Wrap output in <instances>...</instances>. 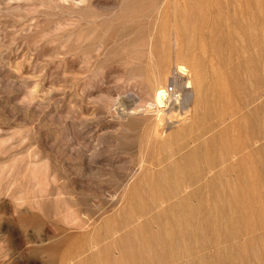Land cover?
<instances>
[{
    "label": "rangeland",
    "instance_id": "obj_1",
    "mask_svg": "<svg viewBox=\"0 0 264 264\" xmlns=\"http://www.w3.org/2000/svg\"><path fill=\"white\" fill-rule=\"evenodd\" d=\"M226 3L0 0V264H264L263 169L248 200L125 194L156 186L152 163L202 145L184 148L202 129H190L184 118L181 101L188 95L192 109L198 96L179 81H196V44L210 40L213 15L226 13ZM238 6L226 15H237ZM221 35L218 47L228 55ZM261 39L255 40L264 49ZM247 55L225 67L243 64ZM152 65L154 87L144 80ZM262 69L242 104L248 111L264 102ZM155 87L176 90L165 110L172 120L161 130L165 147L148 145L146 137L147 146L139 142L155 122L145 105ZM144 153L150 161L140 168Z\"/></svg>",
    "mask_w": 264,
    "mask_h": 264
},
{
    "label": "bare ground",
    "instance_id": "obj_2",
    "mask_svg": "<svg viewBox=\"0 0 264 264\" xmlns=\"http://www.w3.org/2000/svg\"><path fill=\"white\" fill-rule=\"evenodd\" d=\"M226 1H227L226 7L224 8V10H226V13H223L224 11L221 12L223 10L222 5H221L222 10L218 8L221 11L220 10L218 11V9L216 10V7L211 8L213 9L212 11H214L215 9L218 12H215V14L216 13L217 14L213 15L214 22L211 21V23L214 24L212 25L211 31L209 32L210 40L207 42H205L206 41L205 40L204 43L202 44H198V45L196 44L197 49L201 50V54H200L201 56L198 58V62H196V64L194 65L196 71V81H195L196 84L195 82L192 83L190 80H188L186 83H183L182 80L179 81L180 82L179 84L182 89L186 91L194 90L195 92L194 94L198 96L196 97L198 98L197 103L192 109H189L188 106L186 105L187 99L185 98H187L188 95H186V97L183 98L184 100L181 101L179 107L185 110L184 118H186V120L189 118L192 121V125L190 129L192 128L202 129L200 131H197V133L194 136H192L193 134L191 135L192 136L191 139L189 138V141L188 143H186L184 148H187L189 145L199 142L202 145L198 146L195 150H191L193 148L192 147L191 149H189L190 151L183 157H180L181 155L179 156L178 153H175L169 156H165V158H163V160L161 161L158 162L156 161V163H152L153 168L155 170L157 169L156 170L157 173H154L156 178L155 180L156 183L155 182L154 183L156 186L150 187L146 190L144 189L145 186H141V189L142 187H144L143 188L144 190H139L138 188L137 189L134 188L130 191L125 192V194L128 195V197L132 198V197H137L139 195L140 197L156 196V198L163 200H170L172 198H182L185 200H191L194 198L197 199H201L204 197L218 198L220 196L238 195L239 197L249 196V198H247L248 200L251 198V195H254L255 193L258 192L257 190L259 189V187L256 186L258 187L256 189L254 185L255 182L258 184V180L261 174L263 173L262 169L264 170V143L260 145V147H257L258 146L257 144H259L258 143L259 138H261L264 142V102L259 104L257 107L255 106L256 108L252 110L253 112L246 110L247 106L246 105L244 106L242 104L243 102L246 101L245 96L249 95L248 90L250 89V87L256 88L259 86L260 83L259 70L262 69V68L259 69V64L264 65V49H260L259 40H257L259 46H257L258 44L256 43L255 40L258 39V37H262V39H264V0H243L242 3L241 2L239 3V1L241 0H226ZM237 2L240 4L239 6ZM235 6L239 7L238 9L240 10V12L239 10L238 12L240 13V15L237 16L238 12H236L237 15L236 14L234 15L235 12L234 11L233 15L230 16L229 14H231L230 13L231 10H235ZM227 13H229L228 14L229 16L226 15ZM179 29L181 28L179 27ZM202 31L203 30H201V32ZM219 33L223 35V36L221 35L222 38L224 37L223 39L220 40L224 48L222 46L221 47L226 53L228 52V55L220 51L219 48L220 43L218 45V41H216ZM241 41L244 44L243 47H239V42ZM261 48L264 47L262 46ZM185 51L189 52V50H185ZM243 54L244 55L248 54L247 56L250 55L249 60L244 62L243 64L238 65L237 67L236 66H234V68L230 67L232 69L227 70V68L225 67L226 63L228 64L227 61L232 59V57L233 58L235 56L239 57L240 55L242 56ZM246 59L248 58L246 57ZM224 62L225 64L223 67L222 65ZM153 66L154 65L148 66V69L145 71L144 74L145 76L144 80L146 81V84L150 87L154 85L151 82L154 81L152 79L153 78L152 74H154L153 73L154 69H152ZM209 68H212L211 71L209 70L210 72L207 71ZM178 72L183 76H187L189 74V71H187V69H185L184 67L178 68ZM196 88H197V92H196ZM174 91L176 90L169 87H167L166 89L162 87L156 88L154 90V93H152L153 100L148 104L145 103L147 107L146 109L149 112H151V115L152 113L155 114V122L146 124L147 125L146 128L144 127L145 129H142L145 134L143 135L142 134L143 132L141 133L144 136L143 137L144 143L143 141H141L142 139L140 141L138 140L139 142H142V144H144L145 146H147L146 145L147 142H145L146 141L145 137H146L148 141V145L153 144L154 146V145H159L158 143H160L161 145L163 144L165 147L167 141L165 137L161 136V130L165 128L167 122L172 120L171 118H167L168 117L166 113L167 111L165 110L170 108V104L172 103L171 101H173L171 100V94L174 93ZM261 116H263V118H261ZM172 137L174 140L175 136ZM171 140L172 139H170V142ZM202 140L203 143L201 142ZM142 146L140 147L141 149L144 150L145 146L144 147ZM160 148H162V146ZM127 153L129 154V152ZM156 154L153 155L155 156ZM176 156H179L180 158ZM145 158L146 157L144 153V155L142 154L141 157L140 163L142 165L140 166V168L145 165L144 162L148 163L150 161L149 160L150 158H147L149 161L146 160ZM155 158L156 157L151 158V162H153L152 159ZM259 184H261V182ZM248 185H250L251 187H248ZM252 186H254L255 188ZM261 188L262 186H260V189ZM261 196L262 195H260V197ZM252 197L254 198V196ZM258 203L262 204V202H258ZM253 204H255L254 201ZM252 206L253 205L250 206L251 209ZM261 206L262 208L260 209L263 210L264 209L263 204ZM255 210H257L258 212L260 211L257 208ZM256 212L254 211V213ZM260 212L264 213V210L263 212L262 211ZM259 215L261 216V214ZM178 219L180 218L178 217ZM167 236L169 237V234ZM171 237H173L172 234ZM122 242L124 243L125 246L126 245L125 242L121 241V243ZM107 250L108 247L103 250L104 253H106ZM124 250H122V252ZM127 251L129 252V250ZM121 254L123 255V253H120V255ZM172 258H174V256ZM122 260H124V257L122 258ZM126 260L129 261L130 259H128L127 257ZM116 261L117 259L114 261L112 260V262H115V264H119L118 261L117 263ZM112 262L110 261V264ZM107 263H109V261Z\"/></svg>",
    "mask_w": 264,
    "mask_h": 264
}]
</instances>
